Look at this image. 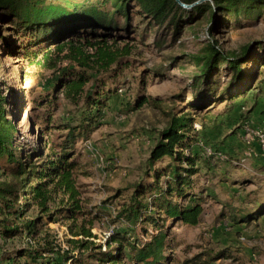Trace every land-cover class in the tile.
Returning a JSON list of instances; mask_svg holds the SVG:
<instances>
[{"label": "trees", "instance_id": "16d2710c", "mask_svg": "<svg viewBox=\"0 0 264 264\" xmlns=\"http://www.w3.org/2000/svg\"><path fill=\"white\" fill-rule=\"evenodd\" d=\"M180 1L185 5L197 2ZM134 9L160 26L167 24L173 40L195 23L208 26V39L203 46L197 53L184 54L197 70L189 93L204 95L191 103L195 110L201 112L225 101L228 107H237L251 95V109L243 112L241 104L239 116L232 114L239 124L249 120L255 106L264 99V56L255 57L256 49L264 52V41L253 48L248 45L240 52L228 53L213 39V31L220 25L261 18L264 0H209L192 8L183 7L177 0H0V22L9 25L11 31L7 37L0 31L4 47L22 55L29 65L44 62L53 70L47 98L36 102L37 108L43 110L38 116L42 124L40 145L31 151L18 147L15 126L9 120V101L0 82V175L5 177L0 176V264H169L176 239L168 224L197 226L206 200L222 202L221 215L226 211L224 220L234 224H252L264 214V184H259L255 176L246 174L238 180L231 178L227 170L219 171L222 165L240 168L241 164L233 153L210 145L202 133L195 132L189 112H178V104H164L152 98L154 104L159 103L167 121L136 182L127 190L117 191L115 200L126 199L103 204L110 208V217L116 223L105 249L91 241L96 238L92 232L95 220L108 213L100 210L94 215L96 209L86 210L79 184L83 166L76 145L88 140L100 125L102 111L110 106L116 93L122 92L121 87L114 90L108 83L122 73L123 64L131 55L126 41H135L128 26ZM127 31L129 34L124 36ZM15 34L19 35L17 39ZM81 47L91 49L92 56L85 60L75 57ZM66 50L79 60V67L56 68L50 64L54 52ZM225 67L228 71L221 82L216 76ZM152 69L160 74L164 65ZM186 92L182 89L175 97L185 102ZM62 101L71 110H64ZM148 101L149 98L142 100L139 106ZM260 169L264 167L255 168ZM201 177L205 178L204 183ZM215 178L220 183H231L230 186L256 183L258 190L238 200L225 196L221 201L213 183ZM253 196L258 198L251 200ZM58 221L66 222L73 236L68 251L49 240L48 225ZM24 237L29 239L27 246L14 244ZM9 245L10 252L4 254ZM225 253L207 251L182 264H211Z\"/></svg>", "mask_w": 264, "mask_h": 264}, {"label": "rangeland", "instance_id": "374dc122", "mask_svg": "<svg viewBox=\"0 0 264 264\" xmlns=\"http://www.w3.org/2000/svg\"><path fill=\"white\" fill-rule=\"evenodd\" d=\"M119 22L123 20L120 19ZM128 26L132 28L131 37L135 38L134 42L126 41L132 49L131 55L126 59L127 63L123 64L122 73L117 79L108 83V87L111 84L114 90L121 87L122 92L116 93L109 103L110 106L102 111L100 125L96 126L88 140L76 145L77 156L83 166L81 169L83 175L79 177V184L82 186L86 210L96 209L93 211L94 215L100 210H106L105 212L108 213L107 217L103 215L95 220L92 229L96 238L91 241L102 245L104 249L111 229L116 223L113 217H110L113 216L110 208L103 204L112 200L116 204L126 199L120 197L115 200L117 191L127 190L136 182L156 143L159 130L167 121L162 109H159V103L154 104L153 99H160L164 104L176 103L179 105L178 112L182 110L189 112L194 118V131L202 133L204 139L210 140V145L233 153L232 155L237 157L236 160L241 164L240 168L230 164L222 165L223 169L219 168V171L227 170L231 178L238 180L246 174L255 176L259 184L261 183L262 186L264 184V169L255 170L256 167H264L262 141L264 99H260L255 106L250 119L239 124L232 114L238 117L242 109L243 112L251 109L254 104L251 95L240 101L237 107L236 105L228 107L225 101L199 112L191 106V103L196 102V97L204 95L200 92L189 93V85L197 70L188 59L184 58V54L197 53L207 41L206 23H195L193 29L185 28L181 35L173 40L172 29L167 24L160 26L151 18L145 17L138 9H134ZM9 28V25L0 22V31L6 37L11 33ZM213 32V39L218 41L225 52H240L248 45L253 48L258 42L264 41V15L257 20L242 19L232 24L230 21L227 26L220 25ZM127 34L129 31L125 32L124 36ZM18 37L19 35L15 34L14 38ZM7 51L0 38V82L4 95L9 101L7 106L11 112L9 120L15 126L14 135L18 147L31 151L32 148L40 145L38 138L42 124L38 116L43 114V110L37 108L36 102L47 98L46 88L53 70L48 68V63L29 65L22 55H17L12 49ZM256 51V58L264 56V52ZM92 52L89 48L81 47L75 57L85 60L92 56ZM177 59L178 63L171 65ZM88 61L90 66L95 67L92 60ZM50 62L56 68L79 67L77 63L79 60L73 59L70 50L60 54L54 52ZM162 64L163 71L160 74L155 73L152 68ZM227 71V67L222 68L221 74H218L216 79L223 81L224 72ZM182 89H187L185 102L175 97ZM147 98L149 101L139 106V102ZM60 104L64 110L72 108L65 101ZM241 104L244 106L239 109ZM58 112L55 117L61 114L62 109ZM204 180L205 178L201 177L202 183ZM213 183L217 185L216 189L221 201H224L225 196L238 200L252 190H258L256 183L245 187L241 184L230 186L231 183L227 181L220 183L218 178L213 179ZM257 198L258 196H253L251 200ZM221 204L220 201L206 200L201 222L197 226L183 223L168 224L172 236L176 239L174 249L170 251L172 262L169 264H182L207 251L215 254L221 250L226 251L225 255L211 264H264V214L257 217L252 224H234L224 220L223 217L227 212L221 215L224 213ZM48 228L50 241H54L64 251L72 248L69 241L73 236L66 222L49 223ZM142 233L140 232L139 236L142 237ZM76 239L84 240L83 237ZM28 241L29 239L24 237L21 241L16 239L14 244L27 246ZM10 248L9 245L4 254L9 253Z\"/></svg>", "mask_w": 264, "mask_h": 264}, {"label": "water", "instance_id": "95a60500", "mask_svg": "<svg viewBox=\"0 0 264 264\" xmlns=\"http://www.w3.org/2000/svg\"><path fill=\"white\" fill-rule=\"evenodd\" d=\"M177 1H178L183 7H185V8H192L193 6H195V5H197V4H200V3L204 2V1H209V0H200V1L196 2V3L193 4V5H185V4L181 3L180 0H177Z\"/></svg>", "mask_w": 264, "mask_h": 264}, {"label": "built area", "instance_id": "2783aa9c", "mask_svg": "<svg viewBox=\"0 0 264 264\" xmlns=\"http://www.w3.org/2000/svg\"><path fill=\"white\" fill-rule=\"evenodd\" d=\"M262 138H263V140H262V141L264 142V136H262ZM210 151H211V150H210V149H208V152H210Z\"/></svg>", "mask_w": 264, "mask_h": 264}, {"label": "crops", "instance_id": "0c3cea01", "mask_svg": "<svg viewBox=\"0 0 264 264\" xmlns=\"http://www.w3.org/2000/svg\"><path fill=\"white\" fill-rule=\"evenodd\" d=\"M154 147V146H153Z\"/></svg>", "mask_w": 264, "mask_h": 264}]
</instances>
